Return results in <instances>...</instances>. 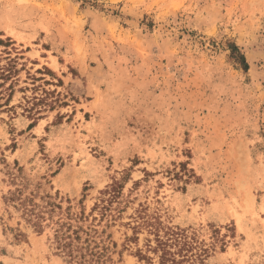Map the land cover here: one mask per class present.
<instances>
[{
	"label": "rangeland",
	"instance_id": "374dc122",
	"mask_svg": "<svg viewBox=\"0 0 264 264\" xmlns=\"http://www.w3.org/2000/svg\"><path fill=\"white\" fill-rule=\"evenodd\" d=\"M1 73L0 264H69L27 203L89 214L115 182L85 222L115 264H146L140 212L264 264V0H0Z\"/></svg>",
	"mask_w": 264,
	"mask_h": 264
},
{
	"label": "trees",
	"instance_id": "16d2710c",
	"mask_svg": "<svg viewBox=\"0 0 264 264\" xmlns=\"http://www.w3.org/2000/svg\"><path fill=\"white\" fill-rule=\"evenodd\" d=\"M241 63L245 68L248 64L242 56ZM0 79L7 74L1 73ZM3 86L0 83V87ZM11 88V85L10 87ZM4 93L0 91V100ZM12 93L8 95L4 103L0 102V109L9 106ZM33 108L28 109L32 112ZM38 113V112H37ZM34 126V122L30 124ZM121 186L113 183L102 194H108L109 198L102 197L100 203H96L89 214L82 208L80 212L72 211L71 207L60 214L59 217L53 216V210H42L39 205L31 200L27 203L31 208H26V213L38 232H43L47 225L54 229L53 240L60 254L65 257L69 264H115L112 258V247L117 243L112 241L111 235L106 237V232L96 228L94 223L85 224L89 217L97 220L94 213L99 211L101 214L98 219L101 222L105 216L112 211V201L121 193ZM139 214L140 221L134 226V236L129 240H139V231L145 227L148 229V236L145 238L143 248H137L135 254L146 264H208L209 248L196 244L193 238L185 229L170 226L159 220L158 217L151 219ZM47 223V224H44ZM112 244V246H111Z\"/></svg>",
	"mask_w": 264,
	"mask_h": 264
}]
</instances>
